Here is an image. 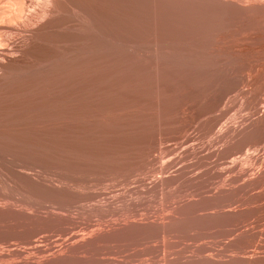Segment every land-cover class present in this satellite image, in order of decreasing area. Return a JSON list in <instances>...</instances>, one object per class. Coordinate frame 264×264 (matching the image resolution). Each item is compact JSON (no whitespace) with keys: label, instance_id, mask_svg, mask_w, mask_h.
<instances>
[{"label":"rangeland","instance_id":"1","mask_svg":"<svg viewBox=\"0 0 264 264\" xmlns=\"http://www.w3.org/2000/svg\"><path fill=\"white\" fill-rule=\"evenodd\" d=\"M40 1L21 6L17 0H0V23L13 27L9 34L0 30V36L4 32L9 37L7 42L0 40L5 51L0 53V76L20 74L28 79L0 86V136L13 131L24 141L33 139L40 112L7 113L14 103L7 96L49 91L54 84H47L46 78L41 82L37 75L60 54L75 67L82 48L87 66L78 67L73 77L87 75L88 90L82 103L71 105V116L74 129L84 125L86 135L74 134L71 158L78 163L68 170L53 164L32 166L28 162L37 150H24L20 138L0 137V207L19 215L45 216L51 211L67 216L74 221L67 234L78 232L79 237L110 229L127 217L164 223L163 229L148 234L116 237L82 250L70 264H249L251 255L257 261L251 264H264V30L232 27L183 49L188 56L180 62L144 65L112 56L147 53L150 47L132 37L115 39L99 31L93 11L102 10L101 0H55L49 3L55 20L30 34L24 25L27 16L37 17L34 10L38 12L36 3L43 5ZM83 5L93 10L87 12L93 15L87 26L80 21ZM105 26L111 31L112 26ZM140 27L141 23L128 26L136 36ZM83 28L90 32L84 42L78 38ZM64 86L71 94L79 84ZM37 154L50 159L44 148ZM20 161L22 166H16ZM12 167L19 177L11 174ZM63 173L72 180L68 199L34 191L28 178L39 175L49 183L50 177ZM27 232L10 219L0 222V251L24 248L29 253ZM65 234L52 224L37 232L32 242L44 247L51 241L58 247L69 235ZM207 257L210 263L204 261Z\"/></svg>","mask_w":264,"mask_h":264},{"label":"bare ground","instance_id":"2","mask_svg":"<svg viewBox=\"0 0 264 264\" xmlns=\"http://www.w3.org/2000/svg\"><path fill=\"white\" fill-rule=\"evenodd\" d=\"M17 1L21 6L26 3H28L27 5H29V3L30 4L34 3V0H17ZM53 1L55 0H44L43 5L38 2L39 5L40 4L42 5L40 7H37L38 3H36L37 5L36 9H38V12L37 10L34 11H36L37 17L35 16L34 18L32 14L31 15L32 17L29 16L28 18V16L26 15L27 24L24 26L30 32V34L34 33V31H36L37 33L47 23H50L51 21L55 20L54 15L52 16L53 14L52 9H50L51 7L49 6V3ZM101 2L102 4L101 3L100 4L103 5V7L100 6L102 7V10L95 11V13L91 9V7H89L90 5L89 6L83 5L84 15H82V20L80 19L79 20L83 21V24L87 26L90 21V17L93 16L91 15L90 17H88L87 14L89 13L87 12L89 11L91 14V11H93V14L96 17L95 19L96 27L106 36H111L115 39H119L120 37H129V38L132 37L138 41L146 42L148 47H150V50L151 48L156 49V47L162 49L159 52L156 51L150 52V50L148 49L149 52L147 53H141V51L139 50L140 51V52L138 51L139 53L126 52L125 54H112V56L115 58L128 59L130 60V62L133 61L138 64L145 65L146 62H150V63L153 62L157 65L165 61L180 62L181 59L188 56L187 52H184L183 49L193 47L194 44L197 45L199 43L204 44L212 37L216 36L217 33L222 31H227L232 27L237 28V30L239 28L241 30H247V31H251V29L254 30V28L255 29L260 28L264 30V0H101ZM32 8L34 9V6ZM0 10L2 11V9ZM105 11L108 14H106ZM25 12L28 13V11ZM81 13L82 12L79 13L80 16ZM20 19L22 20V18ZM3 21H5L4 17H3ZM124 23L126 24L127 27L126 26L122 27ZM139 23H141V27H140L141 33L138 36H136L128 28V26L132 24L137 25ZM105 25H109V27L112 26L111 31H107V28L105 29L106 27ZM133 27L135 26L133 25ZM12 28L13 27L10 24L0 23V30H3L5 32L7 31V34H9L8 31L11 30ZM24 31L22 33L23 36L25 33ZM87 31L89 32L87 28H83L80 34L78 35V38L81 39L82 42L88 39ZM2 33L0 36V40H6L7 42V39H9V37H7L8 35L5 36L6 33L4 32ZM262 33H263L262 35L264 36V31H262ZM27 35H29V33ZM101 36H103V34ZM24 41H26V39ZM175 44L179 45L181 48L175 46ZM0 46H1L0 53L4 54L5 51L2 49L4 45H0ZM103 47L100 46L101 49H103ZM169 51L172 52L169 53ZM182 52L184 53V55L182 54ZM8 53L11 54V51H9ZM79 53L81 54V56L80 58L76 59L77 65L75 67H71L70 65L71 59L69 60L68 56L67 57L63 55L61 56L60 54L58 58L55 61H53V63L49 64V68L44 69L42 73H39L37 75L36 78L41 79V82H43L44 81L43 79L46 78L45 82L47 84L48 83L54 84V87L49 91H40V92L31 91L28 93H26L25 91H17L10 93L9 96H7L10 102L11 101L14 102L13 106L9 108L7 113H12L18 110H22L26 113L28 109H30V111L34 113V116H37L39 112L41 114L39 119L41 123L38 124L37 121L36 125L33 128L32 140L24 141L22 140L23 138L21 136H15V133L13 131L11 132L10 135L7 132H5L6 134L1 133L0 136L5 140L13 139L14 137L20 138L21 140H17V141L24 150L26 148H32V147L34 148V150H37L34 151L35 155L32 152L33 160L28 162L32 166H39L40 164H53V165H60L63 169L68 170V168L70 169L71 164L78 163V162H73L71 158L72 150L75 148L74 134L79 132L78 135L79 138L86 134H85L84 125L76 128L78 130L74 129L73 118L71 116L72 115L71 105H73L76 102L82 103L85 100L82 99L83 94L88 90V87L86 85L88 78L87 75L82 73L79 79L73 77V73L76 72V69L80 70V68L87 66V61H86L88 57L86 56L87 52L85 51L84 48H82ZM4 58L5 57H3V59ZM105 58L106 55L103 56L102 58L101 57L96 58V61L94 62L98 63V61H103V59ZM3 59L1 60L3 61ZM58 60L63 61V63H67V65L58 66L60 65ZM0 66H2L1 63ZM97 69H99V67H97ZM152 70L156 73L154 68ZM161 74H166V73H164L161 70ZM19 75L17 74L14 76H8L4 74L0 76V86L2 87L13 86V84L19 85L20 82H24V81L26 82L28 80L26 76H19ZM41 75H43V77H41ZM33 82H29V83L33 84ZM69 83L79 84L78 89L71 94L69 93L68 89L65 88L64 86ZM82 121L83 122L85 121V116ZM44 137H46V140L42 142V139ZM42 148H44L50 159L48 157L37 154L38 151H42ZM15 165L21 167L22 166L21 161L17 162ZM11 174L17 177H19L20 175L17 172V170L14 169L13 167L11 168ZM28 178L33 182L32 189L36 192L50 194L52 196H55L56 199L57 197L60 199H68L71 196L72 192H71L70 183L72 180L69 178V176H66L65 173L53 179L50 177L49 178L50 180H48L49 183L44 182V180L39 175H37L35 178L34 176L33 177L28 176ZM74 191L76 190L74 189ZM130 213L132 215L133 212L130 211ZM128 218L129 217H127V219H125L124 221L115 222L114 224H112L110 229L93 230L89 235L85 237L82 236L80 232L81 237H79L78 232L74 233L70 231V233H68L69 235L67 234V232H69L67 231L69 225L74 223V221L71 218H68L67 216L62 217L59 216L58 214H54L51 211L48 212L45 216L39 213L19 215V213L17 214L12 210H5L2 207H0V222L5 221V219H10V221L13 224L27 228L28 232L26 234L25 243L32 244L30 245L29 253H26L27 251H25L24 248L22 249L15 248L7 252L0 251V264H70L80 251L96 248L98 245L109 239L116 237L118 238L130 237L136 234L138 235L148 234L163 229L164 227L163 222L154 221V220L142 221L133 218H129V219ZM52 224L60 232H63V234L66 233L68 235L67 238L65 237L66 239L63 238L64 240L62 244L60 245L58 244L60 241L58 243L56 242L59 245L58 247H55V243H53L52 245L51 241H49L48 243L46 242L47 245L44 247L38 244H34L32 242V237L36 235V233L39 232L40 230H43L47 228L48 225H52ZM56 238H58V235ZM43 243L44 242H42L41 244ZM29 254L30 255L33 254V256H30ZM34 254H38V257L34 256ZM248 258L249 259L246 261V263L251 264L257 262L254 258H252V255L251 257L248 256ZM205 259L206 260L204 261H206L207 263H210L212 261V258L209 257ZM157 264H162V263H157Z\"/></svg>","mask_w":264,"mask_h":264}]
</instances>
